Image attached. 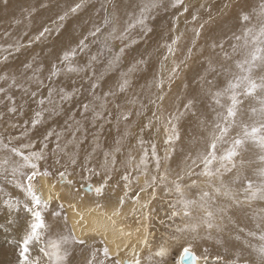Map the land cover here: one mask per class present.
<instances>
[{"label":"rangeland","instance_id":"374dc122","mask_svg":"<svg viewBox=\"0 0 264 264\" xmlns=\"http://www.w3.org/2000/svg\"><path fill=\"white\" fill-rule=\"evenodd\" d=\"M247 1L249 0H240L239 2ZM252 1L257 5H254L255 7L251 6L248 12H251V9L256 8L260 3V0ZM144 2L146 0H83L81 8L73 13L71 8L77 3H81V0H7V4H5V0H0V75L6 74L8 77L7 80H0V87L5 88V92L0 93V141L4 143L11 141L12 146L16 147L29 142L34 144V149H22L25 152L38 150L43 147V144L47 143L45 160L39 163L42 169L48 168L53 173L50 176L53 178H59L57 171H63V166L67 163V157L64 153L53 152L59 142L64 151L73 155L78 161L76 166L69 165L68 168L70 172H73L75 184L78 186L85 185V183L96 185L101 180V177L98 176H91L87 180L82 179V175L88 176L89 174L82 172L81 165L95 168L103 174L101 168L104 162L103 153L112 151L115 147H120L121 152L117 154L116 164L118 172L113 174L114 179L110 182L108 189L109 197L114 193V190L118 189L119 194L117 197L119 198L124 191V182L121 181L119 186H116V181L119 176L125 173L126 169L133 176L138 174L133 169L139 163L145 150L149 154L147 168L150 173L155 164L151 159L152 144L156 145L159 156L163 157L165 154L164 150H162L163 152L160 151L162 148L157 147L152 136L155 132L153 130H159L163 124L157 125V122L152 120V129L145 128L141 131L140 128L139 131L136 130L137 125L140 124L139 118L145 116L143 117L145 118L143 124L152 119V111L155 108L148 101L155 98L159 90L156 84L161 78L164 80L165 85L164 94L166 98L163 103L165 115L177 110L183 111L184 103L195 98L197 115L204 113L206 119H208V116L212 118L213 113L209 107L211 99L207 95V90L211 87L214 91L223 86L216 85L217 81L213 76L210 79V74L215 71L220 73L222 66L237 71L234 60L242 57L234 56L230 60H224L221 49L219 47L213 49L211 45L213 42L219 44L223 41L224 51L231 54V44L236 43L232 39L233 35H242L245 27L255 24V15L252 16L250 22H243L239 17L232 20L234 13L230 14L231 12H229L228 14L231 7L228 8L227 0H208V5L204 0L203 4L202 2L199 3L202 5L195 7L197 11L194 14L186 16L187 24L185 26L187 29L178 32L174 29V20H176L178 12L183 13L185 16L183 4L174 8L172 7V0H158L159 7L152 10L145 25L141 26L136 23V20L139 18V6ZM216 3L218 7H216ZM65 12L68 13L66 19L59 21L57 19L58 15H63ZM239 13L237 14L239 15ZM106 14L111 16L118 31L115 38H109L105 42V37L113 27L112 24L103 26V18ZM193 16H196L197 19L193 20ZM53 21H56V23L53 24ZM61 24L63 27L60 34L57 35L55 28ZM129 24H132L133 27L128 28L123 40L119 39L120 33L124 32ZM201 25H203V28H200ZM96 26H102V32L96 37L89 36V32L93 31ZM44 27H50L53 31L51 35L46 34V38L37 41L35 37ZM198 28L201 35L197 38L194 30ZM71 29L73 30L70 32ZM74 29H76L75 35ZM147 29H151V31ZM86 36L88 37L86 40L88 47L83 52H78L69 62L61 63L58 57L62 56L64 51H70L72 47L78 44L80 39H84ZM177 37V43L173 45L174 53L170 54L167 46ZM63 41L65 42L63 43ZM193 41H195V45H193ZM122 47L125 48V51L120 53ZM188 48H193L190 59L188 58ZM117 54L120 56L119 61L109 67V61L115 60ZM93 55L97 57L95 61H91ZM169 57L173 58L172 62H168ZM140 60L144 62L138 63ZM181 61H186V64H182ZM209 61H211V66L215 68V71L211 70ZM53 63L61 68V72L58 76L49 80L48 76ZM69 63L74 67L83 68L84 71L78 73L67 72L66 68ZM25 64H32L33 67L25 69ZM178 64L180 69L175 78L169 83L168 78L171 70ZM129 68H133L131 73L128 72ZM36 70H38L39 79L43 81V87H38L35 81L26 80V77L31 76L33 71ZM121 73H127V78L130 81V87L118 97L121 108L117 109L114 104H110L105 112V118L96 123L92 120L91 112L87 113L86 116H82L83 109L79 102H87L91 99L88 81L95 79L98 83L96 92L102 94L109 88H116L121 80ZM13 76L17 78V83H24L29 88L27 94L15 87L9 88ZM207 80H213L214 84L208 85ZM48 88L55 90L52 98L53 102L60 104L55 112L51 111L52 105L47 102V99L44 105L38 103L40 98H47ZM60 88H64L67 92H72L73 89L78 91L71 100L60 102ZM32 91L37 92L35 97L31 96ZM7 96L13 97V100H8ZM133 98H135L136 103H129L128 101ZM141 104L145 105L143 109H141ZM250 104H255V101L251 99L245 101L246 108ZM11 106L17 108L15 113L8 112V107ZM212 107L215 106L212 105ZM45 109H49V111H45ZM122 111L131 113L127 122L117 119ZM137 111H141L143 114L137 116ZM37 112H41L39 118L35 116ZM107 112H111L112 115L108 116ZM34 118L39 119V123L35 127L31 123ZM211 118L208 120H211ZM77 121L81 130L73 138L71 131L77 126ZM176 123L181 139L175 142L172 159L167 161V164L171 166L173 175L184 168V157L189 152L195 155L198 149L205 147L204 140L207 138L208 131H210V129L207 131L202 129L197 118L193 117L191 113H188ZM101 124H103L102 129L100 128ZM69 126H71V129ZM148 130L149 134H152L147 137ZM234 132L235 130H233V134ZM49 133H52V135H49ZM189 134H191L190 137ZM57 135H59V141H57ZM45 136H48L47 141L44 139ZM190 138H193L194 143L199 142L194 144ZM117 141H120V143L117 144ZM197 144L200 146H197ZM89 153H91V156H89ZM7 155L11 154L4 149H0V159ZM13 159L19 158L13 157ZM57 159L60 160L59 164L56 163ZM237 159H240V157ZM243 159L246 162L243 169L244 175L254 183H258L261 178L254 174L255 170L264 167L258 160V150L249 145V151L243 153ZM126 161H130L131 167L124 163ZM234 175L235 173L226 174L223 179L225 182H229ZM10 179V173H0V190H2V193H5L2 184L9 183ZM193 179L199 180V186L185 188L184 190L185 195L190 199L195 198L199 189L204 187L203 178L193 177ZM184 183H189V181L186 179ZM142 184L141 181L140 184L133 181L128 197L134 196ZM242 184L243 181L236 184L235 187L239 188ZM12 186L11 184L10 188ZM141 194L140 201L150 199L148 194L143 193V197H141ZM10 195L23 199V194L17 189H15L14 194ZM3 198L7 197L3 196ZM173 198L174 194L165 196L163 191L158 190L157 198L149 204L148 212L152 219L147 223L149 224L150 233L149 242L153 248L163 242L168 235L169 229L165 225H161L159 221L165 219L166 224L171 223L166 220V213L170 211L167 202ZM57 208L58 204L52 206L51 203L49 211L44 213L50 223L52 222L50 213L57 210ZM200 214L199 209L193 208L194 216ZM25 215V213L20 212L16 216L17 224L8 225L7 210L0 209V224L9 228L7 232L0 228V264H15L17 247L9 241L22 238ZM230 215H232L234 223L226 225V230L222 234L223 243L216 244L213 241L204 244V247L208 248L210 258L217 255L223 258L221 264H228L239 253H242L243 258L254 257L255 254L251 246H259L264 243L258 238L261 230L256 228L259 218L264 216V201H253L250 206H245L242 212H230ZM176 222L180 223V220L177 219ZM237 226L245 228L247 231H254L257 235L247 236L246 232H238ZM55 231L53 229L52 233ZM237 235L240 236L239 240L236 239ZM147 252L148 249L144 248L143 255H147ZM196 252L202 254V248L197 247ZM71 260L73 264H78L81 260L79 252L75 253Z\"/></svg>","mask_w":264,"mask_h":264},{"label":"snow or ice","instance_id":"6c2138e0","mask_svg":"<svg viewBox=\"0 0 264 264\" xmlns=\"http://www.w3.org/2000/svg\"><path fill=\"white\" fill-rule=\"evenodd\" d=\"M82 3L83 0L72 7L71 12H77ZM5 4H7V0H5ZM182 4L183 0H172V7L174 8ZM157 7H159L158 0H146L142 3L139 6V18L136 23L144 26L152 10ZM187 10L185 7L184 11ZM67 15L68 13L65 12L63 15H58L57 19L64 21ZM253 15L256 17V23L245 27L242 35H233L232 39L236 43L231 44V54L224 51L223 41L219 44L213 42L211 45L213 49L217 47L221 49L224 60H230L234 56L242 57L234 60L237 71L222 66L221 72L217 73V75L223 74L225 76L226 83L223 87H218L214 91L210 87L207 90V95L211 99L209 107L213 113L211 120L206 119L204 113L197 115L195 98L184 103L183 111L177 110L165 115L163 111V103L166 98L163 92L164 80L161 78L156 84L157 89L160 91L155 95V98L148 101L149 104L154 106L155 110L152 111V119L142 125L141 131L152 127V120H155L157 124L162 123L166 134L164 143L169 147L165 149V154L161 157L157 154L156 145L152 144L151 159L155 164L151 173L147 168L149 154L145 150L139 163L133 169L138 174L133 176L126 169L125 173L119 176L116 181V186H119L121 181L124 182V191L119 196L118 203L112 208L111 213L101 212L99 213L100 218L93 219L91 223L86 219L84 212L78 210L77 204L74 202L67 204V207L73 210L77 217L73 226L68 224V216L64 211L65 204L63 202L59 203L57 210L51 211L52 222L50 223L46 219L44 213L49 211L50 203L53 200L52 189L56 185H51L49 195L45 199L44 195L38 191L36 181L39 177L48 178L53 175L48 168L42 169L39 163L45 160L47 143L43 144V147L38 150L25 152L22 149H34V144L29 142L16 147L12 146L11 141L8 143L0 141V149H4L11 154L0 159V173H10L9 183L23 194V199H21L2 193V190H0V194H2L0 195V209L7 210L8 225L17 224L16 216L20 212L26 214L22 238L9 241L17 247L15 264H73L71 257L77 252L81 256L78 264H145V262L147 264H221L223 258L218 255L210 258L208 248L204 247V244L213 241L216 244L223 243L222 234L226 230V225L234 223L230 212H242L245 206H250L253 201H264V167L255 170L254 174L261 178L258 183H254L243 173L246 163L243 159V153L249 151V145L258 150V160L264 165V0H260L258 6L253 8L251 12L241 9L239 18L243 22H250ZM192 19L196 20L197 17L193 16ZM55 23L56 21H53V24ZM110 24L113 27L105 37V42L109 38H115L118 31L111 16L106 14L103 18V26ZM62 27L61 24L55 28L57 35L60 34ZM131 27L133 25L129 24L118 38L123 40L125 38L124 34ZM200 28H203V25ZM147 30L151 31V29ZM52 31V28L44 27L35 39L40 41L41 38H46V34L51 35ZM194 31L195 36L198 38L201 35L200 29ZM101 32L102 26H96L88 35L96 37ZM87 38L86 36L84 39H80L78 44L72 47L70 51H64L63 55L58 57L61 63L69 62L78 52H83L88 47L86 44ZM177 39L178 37L173 39L171 44L167 46L170 54L174 53L173 45L177 43ZM193 45H195V41H193ZM124 51L125 48L122 47L120 53ZM187 51L190 59L193 48H188ZM96 59L95 55L91 57V61ZM119 59L120 56L117 54L115 60L109 61L108 66L112 67ZM143 62V60L138 61V63ZM181 63L186 64V61H181ZM209 65L211 70L215 71V68L211 66V61H209ZM24 67L25 69H31L33 66L32 64H25ZM179 69V64L172 68L168 78L169 83L175 78ZM37 71H33V74L27 76L26 80L35 81L38 87H43V81L39 79ZM66 71L78 73L84 71V69L74 67L69 63ZM132 71L133 68L128 69L129 73ZM60 72L61 68L53 63L48 79L51 80L53 77L58 76ZM7 79L6 74L0 75V80ZM16 79L15 76L11 78L12 83L9 88L15 87L27 94L29 88L24 83H17ZM206 82L208 85L214 84L213 80H207ZM88 84L91 99L79 103L83 109L81 115L86 116L87 113L91 112L94 123L105 118V112L110 104H114L117 109H120L121 105L118 102V97L130 87L127 73H121V80L115 89L109 88L102 94L96 92L98 83L95 79L89 80ZM54 91L53 88H48L47 98L42 97L38 101L40 105H44L47 99V102L52 105V112H55L60 106L59 103L53 102ZM76 91L78 90L73 89L72 92H67L64 88H60V102L71 100ZM4 92L5 88L0 87V93ZM36 95V91L31 92V96L35 97ZM110 97L112 99H109ZM6 98L13 100L11 96ZM249 99L255 101V104H250L246 108L245 101ZM128 102L135 104L136 100L133 98ZM212 105L215 107H212ZM144 107L145 105L141 104V109ZM16 111L15 106L8 107V112L15 113ZM45 111H49V109H45ZM188 113L197 118L202 129L205 131L210 129V131H208L207 138L204 140L205 147L198 149L195 155L189 152L184 157V168L173 175L171 166L167 164V161L172 159L175 142L181 139L176 121ZM142 114L141 111L136 112L137 116ZM107 115L111 116L112 113L107 112ZM130 115V112L122 111L117 119L127 122ZM35 116L39 118L41 112H37ZM37 118L31 121L33 127L39 123ZM76 124L75 129L71 131L73 138L81 130L78 121ZM69 127L71 129V126ZM100 128H103V124L100 125ZM233 130H235L234 134ZM49 135H52V133H49ZM44 139L47 141L48 136H45ZM57 141H59V135H57ZM116 143L119 144L120 141ZM53 152H62L67 157V163L63 166L64 170H58L57 175L59 176V183L67 185L71 194L72 189L75 187V180L73 172H70L68 168L69 165L76 166L78 161L73 155L65 152L59 142ZM120 152L121 148L115 147L114 150L103 153L104 162L101 165L103 174L95 168L81 165L82 172L89 174L88 176L82 175V179L87 180L91 176L101 177L100 182L95 186L88 183L75 191L74 196L81 203L88 195H94L96 198V209L104 208L110 203L108 189L110 182L114 179L113 174L118 172L116 164L117 154ZM89 156H91V153H89ZM13 157L19 159H13ZM238 157L240 159H237ZM56 163L59 164L60 160L57 159ZM124 163L131 167L130 161ZM230 173H235V175L229 182H225L224 176ZM141 175L145 179L139 191L131 197L134 205L131 212L135 215L137 212L135 205L139 204L141 217L145 223L141 224V218H137L136 223L140 226L135 228L133 232L132 230H126L123 225H118L117 218L123 219L121 211L126 203V198H128L131 184L133 181L140 184ZM193 177L203 178L204 187L199 189L195 198L190 199L185 195L184 190L185 188L199 186V180L193 179ZM186 179L189 183H184ZM241 181H243L242 186L235 187ZM82 190L85 192L84 195H81ZM158 190L163 191L165 196L174 194V198L167 202L170 211L166 213V220L171 223L166 224L165 219L159 221L161 225H165L169 229L168 235L163 242L153 248L149 242L150 233L149 224L147 223L152 217L146 210L149 204L157 198ZM141 193L148 194L150 199L141 203ZM3 196L7 198H3ZM55 198L60 200L59 192L55 194ZM101 199L105 200L106 203L101 204L99 202ZM193 208L199 209L201 214L194 216ZM88 211L91 212L92 209ZM177 219L180 220V223L176 222ZM0 228H3L6 232L9 231V228L3 224H0ZM141 228H143L142 237L133 242L132 237L135 233H140ZM256 228L261 230L259 240L264 241V216L259 218ZM53 229L56 230L54 233H52ZM237 230L241 233L246 232L247 236L257 235L254 231H247L245 228L238 226ZM77 231H79V235ZM118 239L120 240L119 243L117 242ZM236 239L239 240L240 236L237 235ZM110 245H115V251L112 250ZM197 247L202 248V254H197ZM144 248L148 249L147 255H143ZM251 248L255 254L254 257L243 258L242 253H239L228 264H264V243L259 246L252 245Z\"/></svg>","mask_w":264,"mask_h":264},{"label":"bare ground","instance_id":"6f19581e","mask_svg":"<svg viewBox=\"0 0 264 264\" xmlns=\"http://www.w3.org/2000/svg\"><path fill=\"white\" fill-rule=\"evenodd\" d=\"M39 1V0H38ZM203 1L204 0H184L183 1V5H182V7H186L188 10L185 12V16L183 15V13H177V16H176V20H174V29L175 30H177L178 32H180V31H184V29L186 30L187 29V27L185 26V24H187L186 23V18L188 17V16H190V15H192V14H194L197 10L195 9V7L197 6V5H202L203 4ZM206 1V5H208V0H205ZM240 0H227V6H228V8H230L229 9V11H228V14H229V12H231L230 14H232V13H234V15L232 16L233 18H231L232 20H236L238 17H239V15L237 14L238 12H240L241 11V9H243L244 8V10H249V8L251 7V6H254V5H257L256 3H253L254 1H252V0H249V1H247V2H239ZM200 2H202V4H199ZM216 7H218L217 6V3H216ZM255 7V6H254ZM222 8V7H221ZM227 8V9H228ZM220 9V8H219ZM7 11V10H6ZM251 11H252V9H251ZM2 12V11H1ZM176 12H177V10H176ZM250 12V11H249ZM8 13V12H7ZM184 16V17H183ZM187 16V17H186ZM12 18V17H11ZM76 21H78V19H76ZM1 22V21H0ZM172 23V22H171ZM82 24V23H81ZM189 24V23H188ZM186 27V28H185ZM73 29H71L70 30V32L72 31ZM21 32V31H20ZM74 35L76 34V29H74ZM66 33V32H65ZM65 36L67 35V34H64ZM63 35V36H64ZM63 36H61V37H63ZM64 36V37H65ZM72 37H73V35H72ZM60 38V37H59ZM66 38V37H65ZM65 38H64V40H65ZM67 39H69V38H67ZM71 39V38H70ZM65 41H63V43H64ZM60 44V43H59ZM68 44V43H67ZM213 44V43H212ZM65 45V44H64ZM194 60V59H193ZM173 61V58L172 57H169L168 58V62H172ZM43 62V61H42ZM8 66V65H7ZM46 66V65H45ZM10 70V69H9ZM14 72V71H13ZM211 72V71H210ZM219 72V71H218ZM11 74V73H10ZM28 74V73H27ZM15 75V74H14ZM23 75V74H22ZM21 75V76H22ZM25 76V75H24ZM210 76H211V78L210 79H212V76L215 78V80L217 81V84L216 85H218V86H224L225 85V83H226V80H225V78H224V76L222 75V74H220V75H217V72L215 71V72H211V74H210ZM207 77H208V75H207ZM209 78H207V79H209ZM216 83V82H215ZM165 85H163V92L165 93V87H164ZM158 91H160V90H158ZM158 93V92H157ZM156 93V94H157ZM167 102V101H166ZM170 103V102H169ZM168 104V103H167ZM199 106V105H198ZM151 108V107H150ZM168 108H169V106H168ZM164 109V108H163ZM152 110V109H151ZM208 110V109H207ZM204 111H206V110H204ZM149 112H151V111H149ZM133 113V112H132ZM147 113V112H146ZM206 113V112H205ZM145 114V113H144ZM211 115H212V113H211ZM148 116V115H147ZM143 117H145V116H143ZM139 118V122H140V124L139 125H137V129L136 130H138L139 131V129L142 127V125H143V123H144V120H145V118ZM208 119H210L211 118V116H208L207 117ZM196 120V119H195ZM131 121V120H130ZM138 121V120H137ZM136 121V122H137ZM148 121V120H147ZM138 122V123H139ZM162 124V123H161ZM186 124V123H185ZM158 125V124H157ZM132 126H134V125H132ZM155 126V125H154ZM156 127V126H155ZM154 127V128H155ZM151 128V127H150ZM149 128V129H150ZM164 127H163V125L161 126V128L158 130V129H156V130H153V131H155L154 132V134L152 135L153 136V140H155V143L157 144V147L160 149V148H162V149H160V151L161 152H163L162 150H164L165 151V149H167L169 146L168 145H163L164 144V140L166 139V134H165V131L164 130H162ZM152 129V128H151ZM199 129V128H198ZM133 131H135V130H133ZM189 131V130H188ZM137 132V131H136ZM151 132V131H150ZM194 133H196L195 131H194ZM139 134V133H138ZM152 134V133H151ZM151 134H149V130L147 131V137H148V135H151ZM192 134V133H191ZM191 134H189V137H190V135ZM146 137V136H145ZM193 137V136H192ZM190 139H192L191 140V142L192 143H194L193 142V138H190ZM200 140V139H199ZM198 141V140H197ZM138 142V141H137ZM199 142V141H198ZM198 142H195V143H198ZM203 142V141H202ZM188 143V142H187ZM191 143V144H192ZM194 143V144H195ZM201 144V143H200ZM163 145V146H162ZM193 145V144H192ZM202 145V144H201ZM138 146V145H137ZM197 146H200L199 144H197ZM195 147V146H194ZM181 148H182V146H181ZM189 150H190V148H189ZM125 151V150H124ZM163 154V153H162ZM177 157V156H176ZM176 160V159H175ZM144 179H145V177L144 176H140V181L141 182H143L144 181ZM36 183H37V188H38V191H40L43 195H44V198L45 199H47V197H48V195H49V189H50V187H51V185L52 184H55L56 185V187L54 188V189H52V195H53V200H52V206H55L56 204H58L59 205V203H61V202H63L64 204H65V209H64V211L66 212V214H67V216H68V224H69V226H73V224H74V221H75V219H77V217L75 216V213L73 212V210H71V209H69L68 207H67V204L69 203V202H74V203H76L77 204V208H78V210L79 211H82V212H84V214H85V217H86V219L89 221V223H91V221L93 220V219H96V218H100L99 217V213H101V212H108V213H111V211H112V208L118 203V197H117V195L119 194V192L117 191L118 189H116V190H114V193H112L111 194V197H109V199H110V203H108L107 204V206L106 207H104V208H100V209H96V207H95V204H96V198L94 197V195H88V196H86L85 197V199H84V201H83V203H81L80 201H79V199L78 198H76L75 196H74V193H75V191L77 190V189H80L81 188V186L82 185H84V184H82V185H76L75 184V187L72 189V193L70 194V192H69V188H68V186L67 185H61L60 183H59V178H53V177H48V178H44V177H39V178H37V181H36ZM87 183H85V185H86ZM93 186H95V184H92ZM10 186H11V184H9V183H4V184H2V189L5 191V193H7V194H14V192H15V187H11L10 188ZM18 191V190H17ZM57 192H59L60 193V200H57L56 198H55V194L57 193ZM16 194V193H15ZM85 194V192H84V190H82L81 191V195H84ZM143 194V193H142ZM142 194H141V197H143L142 196ZM18 195V194H17ZM122 195V194H121ZM147 198V197H146ZM149 199V198H148ZM148 199H146V200H148ZM101 204H105L106 203V201L105 200H103V199H101L100 201H99ZM141 203H143L144 201H140ZM50 203V204H51ZM134 207V205H133V202H132V199L131 198H126V203H125V205L123 206V209H122V211H121V217L123 218V219H121V218H117V223H118V225H123L124 227H125V229L126 230H132L133 232L135 231V228H137V227H139L140 225H138L137 223H136V220H137V218H141V224H143V223H145L144 221H143V219H142V217H141V211H140V205L139 204H137V205H135V207L137 208V212H136V214L135 215H133L132 214V212H131V210H132V208ZM149 208V207H148ZM89 209H92V211L91 212H89L88 210ZM146 211H148V209L146 210ZM253 227V226H252ZM77 234L79 235V231H77ZM142 235H143V228H141V232L140 233H135L134 234V236L132 237V241L133 242H135L138 238H140V237H142ZM117 242L119 243L120 242V240L118 239L117 240ZM110 247L112 248V250L113 251H115V245H110ZM198 254V253H197ZM199 255V254H198Z\"/></svg>","mask_w":264,"mask_h":264}]
</instances>
